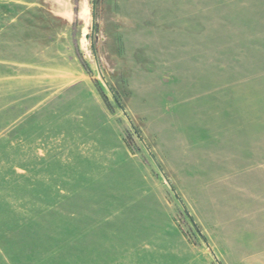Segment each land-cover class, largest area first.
Instances as JSON below:
<instances>
[{"label": "rangeland", "instance_id": "rangeland-1", "mask_svg": "<svg viewBox=\"0 0 264 264\" xmlns=\"http://www.w3.org/2000/svg\"><path fill=\"white\" fill-rule=\"evenodd\" d=\"M25 1L0 5V264H264V0Z\"/></svg>", "mask_w": 264, "mask_h": 264}, {"label": "water", "instance_id": "water-1", "mask_svg": "<svg viewBox=\"0 0 264 264\" xmlns=\"http://www.w3.org/2000/svg\"><path fill=\"white\" fill-rule=\"evenodd\" d=\"M94 12H95V11H94ZM94 21H95V17L93 18V30H94ZM95 56H96L97 66H98V68H99V73H100L101 77L103 78L104 82L106 83L107 87L110 89V87H109V85L107 84V81H106V79H105V77H104V74L102 73V70H101V67H100V62H99V60L97 59V54H96V53H95ZM113 95H114V94H113ZM122 109H123V108H122ZM123 112L126 114L127 118H128L129 121L131 122L129 116L127 115V113H126V111H125V109H123ZM131 124H132V122H131ZM138 134H139V133H138ZM139 135H140V134H139ZM141 139H142V138H141ZM142 141H143V143L145 144V146H146L147 150L149 151V153L152 154V153H151V150H150L149 147L146 145L145 141H144L143 139H142ZM156 163H157L158 167L160 168L161 173L164 175V177L166 178L167 182H168L169 185L172 187V189H173V191L175 192V194H177L175 188L172 186L171 182L169 181L168 177H167L166 174L164 173L163 169L160 167L159 163H158L157 161H156ZM181 203H182L183 206L185 207V205H184V203H183L182 201H181ZM185 209H186V207H185ZM186 210H187V209H186ZM187 212H188V210H187ZM188 213H189V212H188ZM189 214H190V213H189ZM208 245H209V244H208ZM209 247H210V249H211V251H212L214 257L216 258L217 262H218L219 264H222L221 261L219 260L218 256L216 255L215 251L212 249V247H211L210 245H209Z\"/></svg>", "mask_w": 264, "mask_h": 264}, {"label": "crops", "instance_id": "crops-1", "mask_svg": "<svg viewBox=\"0 0 264 264\" xmlns=\"http://www.w3.org/2000/svg\"><path fill=\"white\" fill-rule=\"evenodd\" d=\"M10 3L13 4H18V5H26V1L25 0H0V5H9ZM25 11V10H24ZM13 21H15V19H13ZM7 30V29H6ZM148 249V248H147ZM150 250V249H149Z\"/></svg>", "mask_w": 264, "mask_h": 264}]
</instances>
